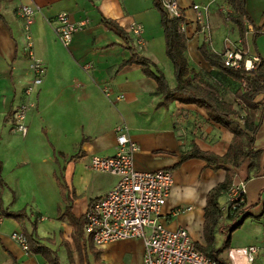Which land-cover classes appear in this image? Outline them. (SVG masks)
<instances>
[{"label": "crops", "instance_id": "obj_1", "mask_svg": "<svg viewBox=\"0 0 264 264\" xmlns=\"http://www.w3.org/2000/svg\"><path fill=\"white\" fill-rule=\"evenodd\" d=\"M177 1L185 17L189 68L197 75L209 71L212 67L199 51L204 36L210 34L207 45L219 50L229 33L217 12L209 17V33L199 31L192 5L200 4ZM205 1L208 4L211 0ZM21 5L35 9L30 25L33 50L46 68L34 94L36 105L25 119L26 134L13 129V112L25 100L23 89L31 77L24 48L25 24L17 13ZM245 10L253 22L251 37L255 29L258 33L257 53L264 56V0H245ZM60 12L76 22L86 20L68 46L59 41L55 31V17ZM0 16V213L2 209H24L27 230L35 223V237L56 252L60 264H96L91 245L84 235L73 238V227L63 216L67 202L57 177L67 185L73 215L84 217L90 202L118 180L117 175L91 170L87 164L93 154L116 153L115 126L122 123L138 146L136 169L172 170L174 184L160 212L168 229L184 227L197 245L206 246V196L230 173L231 183L245 181V203L234 216L226 196L218 198L222 213L212 247L219 248L224 233L227 235L225 227L235 223L239 225L230 233L228 247L218 254L219 259L229 264L232 249L259 241L264 228V109L258 115L261 123L254 139L255 149H262L256 162L246 159L236 168L231 163L210 165L195 157L182 161L181 156L194 145L225 154L233 134L210 120L206 110L196 104L175 100L167 107L159 106L162 98L156 81L137 63L120 67L130 58L129 47L133 46L138 55L164 73L170 88L176 85L153 0H0ZM102 17L114 20L127 40L107 28ZM133 23L142 27V47L133 42ZM230 38H238L237 33ZM17 230L21 227L14 218L2 216L0 264H48L42 254L24 250L11 237ZM262 247L251 264H264V244ZM143 251L141 239H122L103 245L98 258L102 264H143Z\"/></svg>", "mask_w": 264, "mask_h": 264}, {"label": "built area", "instance_id": "obj_2", "mask_svg": "<svg viewBox=\"0 0 264 264\" xmlns=\"http://www.w3.org/2000/svg\"><path fill=\"white\" fill-rule=\"evenodd\" d=\"M170 17L182 18L180 29L185 33V17L177 0H159ZM198 29L204 34L209 28L207 17L202 12L206 7L193 4ZM24 20L26 44L25 52L29 57L28 69L31 74L23 92L25 100L13 112V129L26 134L25 119L28 111L35 107L34 94L45 75V64L34 54L30 25L35 9L26 5L17 8ZM55 31L59 41L68 46L73 34L86 24V20L76 22L66 12L55 17ZM253 27L246 23V33ZM130 32L134 44L142 47L144 38L142 27L133 23ZM256 56L244 58L240 49H225L222 54L224 65L249 71L254 68ZM117 151L113 155L93 154L88 168L118 176L117 182L102 196L93 199L84 214L83 235L86 242L100 249L106 243L122 239H141L144 244L143 264H219L209 254L201 251L197 243L184 227L168 229L160 218V212L174 184L172 170L161 168L141 171L134 166V153L137 144L130 138L127 128L120 123L115 126ZM245 181L231 183L225 191L229 206L236 208L245 203ZM2 216L0 215V222ZM24 250H28L27 238L23 231L12 232ZM264 244V228L257 243L232 249L228 256L229 264H251L259 255Z\"/></svg>", "mask_w": 264, "mask_h": 264}, {"label": "trees", "instance_id": "obj_3", "mask_svg": "<svg viewBox=\"0 0 264 264\" xmlns=\"http://www.w3.org/2000/svg\"><path fill=\"white\" fill-rule=\"evenodd\" d=\"M225 1L234 10V13L229 16V21L238 29L240 41L244 48H246V23L253 24V22L245 10V0ZM153 3L155 8L160 13L161 26L163 28L165 40V53L173 66V75L176 80L175 87L170 88L164 73L158 69L151 60L144 56L138 55L133 50V46L129 47L131 52L130 58L124 60L120 64V67L132 63L139 64L141 66L142 72L145 75L153 78L157 83V91L159 94H161L162 98L158 103L159 106L167 107L169 103L175 100L185 104H196L197 106L203 107L206 110L207 116L210 120L215 123H219L232 132V143L225 154L217 155L210 151L201 150L194 145L192 149L188 150L181 156L182 161L195 157L205 160L210 165L231 163L232 166L236 168H238L246 159H250L251 163L256 162L262 152V149H255L254 147V139L261 123V117L259 121H257L252 126L241 125L239 120L235 117L233 106L219 98L216 88L207 82L197 81L198 75L193 73V70L189 68L188 61L185 56L186 37L180 29L182 18L170 17L163 9L159 0H153ZM102 23L107 28L114 30L125 40H127L124 31L114 20L102 17ZM257 35L258 33L255 29L251 40L256 52L255 39ZM199 51L204 60L207 61L212 68L218 69L224 75L232 78L235 81H244L245 84L247 82V85L244 87V89L238 88L234 93L235 98L240 100L244 107H246L248 110L255 108L257 105L255 97L259 94H263L264 100V69L260 70L258 67L259 70L257 72L255 71V65H264V56L258 54V58L260 60L259 63H255L253 69L246 71L243 67L233 68L224 65L222 59L218 55L210 52L204 43L200 45ZM152 66L154 67L153 69ZM253 73H255L253 81L248 83V81H250L249 76ZM82 141H84V138ZM57 182L60 187L62 198L65 202H67L63 216L67 217L69 223L73 227V238L78 240L79 238L83 237L84 217L77 218L73 215L71 212V205L69 203L71 198L69 196L67 185L62 179L58 177ZM230 183L231 175L230 173H227L223 182L217 184L208 191L206 196V205L204 208L203 223V233L206 239V246H201L199 244L197 245L199 250L215 258L219 264H226L224 261L219 259L218 254L228 247L230 233L239 225V223H235L233 225L226 226L224 231H227V239L223 243V246L220 248L212 247L215 226L222 213L218 198L225 195V191ZM243 205L236 208L229 206L231 215H238L240 208ZM0 215L4 217H12L19 223L21 230L27 238L29 252L34 254H42L47 260L48 264H60L56 252L50 247L41 243L37 237H35V223H32L31 231L27 230L24 220L28 218V215L24 209L16 211L2 209ZM89 244L92 247L96 264H102L98 258L99 249L93 247L91 242H89Z\"/></svg>", "mask_w": 264, "mask_h": 264}, {"label": "rangeland", "instance_id": "obj_4", "mask_svg": "<svg viewBox=\"0 0 264 264\" xmlns=\"http://www.w3.org/2000/svg\"><path fill=\"white\" fill-rule=\"evenodd\" d=\"M193 1L199 3L200 6H202V7L203 6L206 7V12H205V10H202V12L208 18L209 28H207L206 32H208L211 29V25L209 24L210 15L212 13L217 12L218 15H216V16L221 17V19H222V21L226 27L225 29L229 33V35H226L225 39L222 41L223 47L221 46V48L219 50H213L211 47H209L207 45L208 43L211 42V35L210 34H208L207 37L204 36V41H202V43H204V45L206 46V48L210 52L218 55L222 59V54H223L225 49H228V48L240 49L243 52L244 58H251L253 56H256L257 60L255 61V63H257V62L259 63L260 60L258 58L259 57L258 53L255 51L254 46L252 44L251 33H249V32L246 33V35H247L246 39H247V42H249V45H247V47L244 48V46L242 45V43L240 41L238 29L236 28V26H234L229 21V16L234 13V10L227 4V2L225 0H211L208 4H206L205 0H193ZM234 33H237L238 38H235V39L232 38L231 39L230 35L231 34L234 35ZM200 34L204 35L202 33H200ZM258 67L260 70L264 69V65L257 64V65H255V69H256L255 71L256 72L259 70ZM255 73H253L249 76L250 81H248V83L253 81ZM197 78H198L197 81L207 82V83L213 85L217 90L219 98L223 101L230 103L233 106V109L235 111V117L239 120L241 125L252 126L257 121H259L260 118L258 115L264 109L263 94H259L255 97V101L257 102V105L255 106V108H252L250 110H248L246 107H244L243 103H241L240 100L236 99L235 95H234L235 91L238 88L244 89V87L247 85V82L245 84L244 81H241V82L235 81L232 78L224 75L218 69H214V68H210L209 71L200 72L198 74ZM223 214L226 216V211ZM263 217H264V215H263ZM224 235L225 236L223 238V242L221 243L219 248L223 246V243L227 239V235L225 233H224ZM85 246H87V245H85ZM90 251H91V248H90Z\"/></svg>", "mask_w": 264, "mask_h": 264}]
</instances>
